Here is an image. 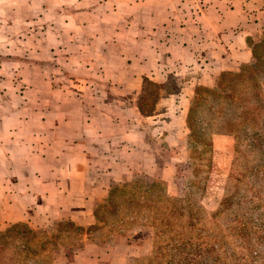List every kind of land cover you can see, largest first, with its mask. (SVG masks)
Returning <instances> with one entry per match:
<instances>
[{"label": "rangeland", "instance_id": "rangeland-1", "mask_svg": "<svg viewBox=\"0 0 264 264\" xmlns=\"http://www.w3.org/2000/svg\"><path fill=\"white\" fill-rule=\"evenodd\" d=\"M50 20L45 13L43 24L38 25V40L31 34L22 40H13L12 53L3 54L7 51L0 41V77L12 80V87L0 92V111L14 113L23 109L28 152L30 149L39 152L40 144L35 142H42V135H47L48 130H55L58 138L67 139L68 131L74 129L75 142L105 168L108 164L100 156L103 152L109 153L111 146H106L107 140L117 142L116 146L128 143L136 149L145 144L144 153L136 152L134 157L139 159L138 165H127L128 177L111 185L132 181L137 176L158 179L165 184L169 196L181 198L185 204L190 202L200 220L197 230L206 236L204 242L214 246L213 253H205L195 264H264V30L247 40L250 49L256 48L261 58L257 72L261 74L262 105L253 114L246 113L237 119L229 115L234 124L225 127L217 118L213 126L216 133L211 134V145L204 148V153L201 146L189 147L186 126L195 89L202 85H196L190 93L188 85L181 84L178 77L169 73L161 84L145 79L137 94L118 92L104 82L123 72L119 69L123 68L127 56L100 54L101 40L82 39L83 28L79 24L75 28L77 37L71 39L67 37L66 22L51 23ZM252 61L251 51L248 62L235 71L223 73H237ZM223 73L213 86L205 87H215ZM236 88L241 98H245L244 88ZM87 94L98 96L99 100L83 102V98L91 99ZM18 115L9 116V129H15L19 123ZM205 115L200 116L201 128L207 126ZM218 130L226 134L217 133ZM8 136H1L0 151ZM8 145L15 144L8 141ZM31 165V170L41 168L32 160ZM7 209L0 205V215ZM44 212L45 209L35 214V220L30 219L28 224L33 229H46L64 219L46 218ZM31 214L34 216L33 209L28 211ZM10 224L11 221L0 217V231ZM102 234L96 241H102L98 246L109 260L106 264H156L158 261L166 264V259L154 256L150 227L130 222L114 232ZM80 248L59 247L54 258L65 260Z\"/></svg>", "mask_w": 264, "mask_h": 264}, {"label": "crops", "instance_id": "crops-1", "mask_svg": "<svg viewBox=\"0 0 264 264\" xmlns=\"http://www.w3.org/2000/svg\"><path fill=\"white\" fill-rule=\"evenodd\" d=\"M45 13L51 23L66 22L68 38L77 37L79 24L82 39L101 40L103 49L96 54L126 55L127 61L119 69L123 72L104 84L129 95L139 93L145 79L161 84L169 73L188 85L190 93L196 85L213 86L221 73L235 71L249 61L247 40L264 30V0H0V41L7 51L3 54L12 53L17 38L31 34L38 40V25L43 24ZM10 87L12 80L0 77V92ZM85 96L91 98H83L86 103L99 100L98 96ZM22 110L0 111V138L9 135L5 139L17 145L5 141L0 151V205L11 209L0 217L31 224L35 214L45 209L46 218L93 224L96 200L106 197L113 182L128 177L129 167L139 162L134 158L136 152L147 146H116L117 142L107 140L109 153L100 156L108 164L107 171L75 142L74 129L68 131L67 139L48 130L42 142H35L40 144L39 152L30 149L29 153ZM13 114H19V123L9 129L8 119ZM31 160L41 168L29 169ZM29 209L34 216L28 215ZM100 249L86 243L65 260L55 259L54 264H106L109 260Z\"/></svg>", "mask_w": 264, "mask_h": 264}, {"label": "trees", "instance_id": "trees-1", "mask_svg": "<svg viewBox=\"0 0 264 264\" xmlns=\"http://www.w3.org/2000/svg\"><path fill=\"white\" fill-rule=\"evenodd\" d=\"M251 51L253 61L243 65L239 72L223 73L215 87L195 89L186 117L189 147L204 149L211 145L217 118L225 127L234 124L229 115L237 119L261 107V74L257 72L261 58L256 48L251 47ZM236 86L244 88L245 98H241ZM202 113L207 120L203 128ZM217 133L226 134L224 130ZM93 217L91 225L70 219L55 221L46 229H33L26 222L8 225L0 231V264H54L57 248H80L84 240L101 244L96 240L104 236L102 232L109 234L130 222L152 229L154 256L166 259V264H195L205 253L214 251V246L204 242L206 236L197 230L200 220L194 206L169 196L165 184L158 179L137 176L132 181L111 185L106 197L94 204Z\"/></svg>", "mask_w": 264, "mask_h": 264}]
</instances>
